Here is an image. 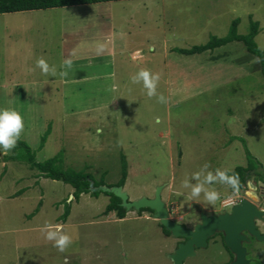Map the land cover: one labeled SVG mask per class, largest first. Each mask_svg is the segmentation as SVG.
I'll use <instances>...</instances> for the list:
<instances>
[{"label": "rangeland", "instance_id": "1", "mask_svg": "<svg viewBox=\"0 0 264 264\" xmlns=\"http://www.w3.org/2000/svg\"><path fill=\"white\" fill-rule=\"evenodd\" d=\"M249 15L259 22L255 41L264 49V0H111L0 13V106L20 112L24 128L18 140L35 150L36 159L63 150L65 165L88 164L95 179L103 176L112 186L121 177L124 155L122 186L129 199L150 198L164 184L161 199L171 207L170 216L180 214L179 222L191 225L197 209L222 211L223 199L214 206L191 202L183 187L202 164L246 165L247 148L264 173V76L259 59L239 41L190 55L172 48L224 36L235 18L238 32L246 33ZM38 57L58 69L71 59L72 68L64 78L44 75L35 67ZM140 68L160 73L157 93L166 102L131 82ZM97 127L103 129L99 135ZM3 155L0 264H170L176 238L150 212L104 214L105 193L69 200L70 185ZM249 179L264 196V183L255 175ZM215 187L226 198L232 195L226 185ZM66 204L69 215L59 219ZM46 221L62 223L73 237L64 252L44 239L40 228ZM258 224L264 234V221ZM220 247L209 244L183 264H217ZM247 249L264 264L262 243Z\"/></svg>", "mask_w": 264, "mask_h": 264}, {"label": "trees", "instance_id": "2", "mask_svg": "<svg viewBox=\"0 0 264 264\" xmlns=\"http://www.w3.org/2000/svg\"><path fill=\"white\" fill-rule=\"evenodd\" d=\"M111 0H0V13L17 12L24 10H36V9H46L52 7H63L71 5H84V4H94L98 2H107ZM239 18H235L231 21L229 29L224 36L217 37L211 36L210 39L203 44L193 45L188 48H178L174 47L172 50L185 55H190L194 53H201L207 50H213L216 47L223 46L232 41L241 42L247 52L256 56L259 59L260 72L264 76V49H260L255 41V37L260 30L259 22L254 20L251 15H249V27L246 33L238 32ZM48 131L44 133L41 137L39 146L42 147ZM247 164L238 165L235 167V171L240 174L241 182L243 183L255 175L256 179L261 180L264 183V173L262 171L261 163L254 158L247 148H245ZM3 160H13V162H22L30 170H36L42 177L60 180L65 184L70 185L73 188L72 195L76 200L79 199L82 193H90L92 195H97L102 191H90L89 183L93 182V185L104 184L103 176L99 179H95L94 175L87 171L88 164H84L80 168H74L70 165L64 164L63 150L49 157L45 160L36 159L35 150L30 147V145L23 141L18 140L16 147L12 149L10 154H4L2 156ZM127 175V162L125 156L121 155V177L116 182L115 185H123ZM229 189V188H228ZM227 192L231 193L229 189ZM20 191L17 192L19 194ZM109 196V202L105 206L103 211L104 214L114 212L118 218H123L126 214V209L120 205V198L116 197L112 193L103 192ZM39 202L38 205H40ZM39 207L35 208L32 214L38 210ZM141 211L153 212L149 208H141ZM70 212V204L65 205V209L59 219L65 220ZM162 230L166 235H170L169 231L166 230L162 225H160ZM258 264V262H256Z\"/></svg>", "mask_w": 264, "mask_h": 264}, {"label": "clouds", "instance_id": "3", "mask_svg": "<svg viewBox=\"0 0 264 264\" xmlns=\"http://www.w3.org/2000/svg\"><path fill=\"white\" fill-rule=\"evenodd\" d=\"M97 47L98 51L102 50L103 44H98ZM72 63L71 59H64L58 69L55 64L50 65L44 57H38L35 61V67L39 68L44 75L53 77L58 75L60 78H64L68 76ZM130 79L133 84H141L149 98L155 96L158 102H166L164 95L157 93V85L160 80L159 72H153L148 68H140ZM156 122H159L158 118H156ZM23 128V117L16 108L0 106V152L7 154L16 147ZM102 131L103 129L99 127L95 129L97 135ZM182 183L183 187L189 190L188 198L191 202L200 203L203 201L210 206H214L222 199V206L236 204L241 197V193L243 194L242 189L247 197L253 200L260 199L257 186L253 183V180L247 179L242 183L240 174L235 171V167L212 168L209 163L205 162ZM217 184L226 185L231 190L232 195L227 198L222 196V193L215 187ZM72 196L69 195V200L73 198ZM40 231L44 239L52 242L53 247L60 252H64L73 242V237L65 231L62 223L46 221L41 226Z\"/></svg>", "mask_w": 264, "mask_h": 264}, {"label": "water", "instance_id": "4", "mask_svg": "<svg viewBox=\"0 0 264 264\" xmlns=\"http://www.w3.org/2000/svg\"><path fill=\"white\" fill-rule=\"evenodd\" d=\"M163 187L164 184L158 185L154 195L150 198L140 196L130 200L122 185L101 184L94 186L92 181L89 183L90 191L109 192L120 198V205L126 210L139 211L141 208L153 210V217L169 231L170 236L187 238L168 254L172 264H183L185 258L194 257L196 255L195 248H204L207 244L206 239L214 232L223 233V241L233 254V260L228 264H250L245 257L246 250L242 243L249 241L247 234L256 241L264 243V234L256 225V219L262 220L264 218V211L260 210L250 200L241 198L232 205L229 211L211 216L201 213L200 222L190 229L169 217L166 203L161 199Z\"/></svg>", "mask_w": 264, "mask_h": 264}, {"label": "flooded vegetation", "instance_id": "5", "mask_svg": "<svg viewBox=\"0 0 264 264\" xmlns=\"http://www.w3.org/2000/svg\"><path fill=\"white\" fill-rule=\"evenodd\" d=\"M245 194V193H244ZM259 197H260V199H259V202H256V201H253V200H250V199H248V198H246L245 197V195H242L241 197H240V199L241 198H246V199H248V200H250L252 203H254L259 209H261L262 211H264V206H261V202H262V200H264V196H262V194H260L259 195ZM239 199V200H240ZM235 200V199H234ZM261 200V201H260ZM166 207H167V210H168V212H169V217L172 219V220H174V221H176V222H178L179 224H181L182 226H184V227H186V228H190V229H192L194 226H195V224H197V223H199L200 222V214L201 213H204V214H206L207 216H211V215H218V214H220V213H223V212H225V211H229V210H226V209H224V208H226L225 206H220L221 208H222V211L220 210V211H211L210 213H206L203 209H197V216L193 219V221L191 222L192 224L191 225H186V224H184V223H182V222H179V221H181L182 219H183V217H182V215H180L179 214V216H176L175 218H172L171 216H170V213H172V210H171V207L170 206H167L166 205ZM232 207V204L230 205V208ZM142 212V211H141ZM152 215H153V212H150ZM264 221V218L262 219V220H258V219H256V225H257V228L259 229V224H258V222H263ZM260 230V229H259ZM244 233H246V232H244ZM247 234V233H246ZM168 236H170V235H168ZM247 236H248V238H249V241L248 242H243L242 243V246H244V248H245V250H246V254H245V257H246V259H248L249 260V263L250 264H256V261L255 260H253V258H251V256L249 255V253H248V249H247V245H249V244H252V243H255V242H259V241H256L252 236H250V235H248L247 234ZM186 239L187 238H185V237H176V241H175V245L173 246V248H172V250L171 251H173L176 247H177V245L180 243V242H184V241H186ZM207 244H206V246L204 247V248H206V247H208V245L209 244H217V245H220L221 247H220V249H219V251H218V254H219V256H222L223 255V258H219L218 260H217V264H228V263H230L232 260H233V254L231 253V251L228 249V247L225 245V243H224V241H223V233L222 232H214L211 236H209L207 239ZM260 243H262L263 245H264V243L263 242H260ZM201 249H203V248H200V247H198V248H195V250H196V255L198 254V251H200ZM195 255V256H196ZM194 256V257H195ZM191 258V257H190ZM186 259H188V258H185L184 260H186ZM184 260H183V262H184ZM170 264H172L171 263V261H170Z\"/></svg>", "mask_w": 264, "mask_h": 264}]
</instances>
